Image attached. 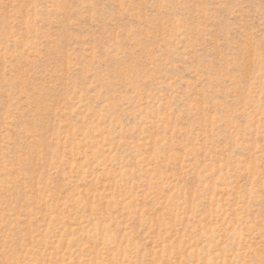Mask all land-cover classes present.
I'll return each instance as SVG.
<instances>
[{"label": "rangeland", "instance_id": "1", "mask_svg": "<svg viewBox=\"0 0 264 264\" xmlns=\"http://www.w3.org/2000/svg\"><path fill=\"white\" fill-rule=\"evenodd\" d=\"M0 264H264V0H0Z\"/></svg>", "mask_w": 264, "mask_h": 264}]
</instances>
